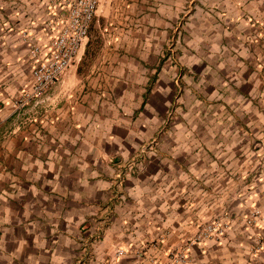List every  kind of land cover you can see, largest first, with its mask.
Masks as SVG:
<instances>
[{
    "label": "crops",
    "instance_id": "0c3cea01",
    "mask_svg": "<svg viewBox=\"0 0 264 264\" xmlns=\"http://www.w3.org/2000/svg\"><path fill=\"white\" fill-rule=\"evenodd\" d=\"M61 2L0 0V264L166 263L216 220L225 236L189 264H264V224L245 223L264 215V0H196L174 62L169 7L100 0L107 39L87 71L17 108L23 34L48 42ZM129 246L147 252L115 258Z\"/></svg>",
    "mask_w": 264,
    "mask_h": 264
},
{
    "label": "built area",
    "instance_id": "2783aa9c",
    "mask_svg": "<svg viewBox=\"0 0 264 264\" xmlns=\"http://www.w3.org/2000/svg\"><path fill=\"white\" fill-rule=\"evenodd\" d=\"M99 4L100 0H62L59 7L61 25L59 28H53L48 42H39L29 33L23 34L29 45L32 86L17 100L15 104L17 108H23L31 100L44 96L61 76L80 61ZM256 218H260L264 224V215L258 210L246 217L245 223L254 225ZM226 231V224L217 220L211 221L200 228L191 244L183 245L175 251H169L166 254V263H161L156 259H150V262L151 264H189L188 249L191 245L206 241L219 242L225 236ZM143 252L147 251L133 250L132 246H129L118 248L114 255L116 259L126 255L138 259L142 257Z\"/></svg>",
    "mask_w": 264,
    "mask_h": 264
},
{
    "label": "rangeland",
    "instance_id": "374dc122",
    "mask_svg": "<svg viewBox=\"0 0 264 264\" xmlns=\"http://www.w3.org/2000/svg\"><path fill=\"white\" fill-rule=\"evenodd\" d=\"M195 2H196V0H185V2L180 1V0H169V1H165V0H159V1H157V0H144V2L141 4V6L143 8L142 12L144 13L143 15L145 17H146V15L158 14L159 12L164 10L165 8L169 7V13H170L169 18L164 19V22H167V20H168V23H169L168 24V34H167L166 40L164 42V47L162 49V57L164 58V60L167 58H170L171 60H173V62L176 60V55H177V52H178L179 47H180L179 42H181V39L183 38V36L185 34V28H187V23H188L189 19L191 18L192 14L195 10L194 9ZM165 10H168V9H165ZM141 16L142 15H139L135 19H138ZM145 17H143L144 18L143 20L144 21L146 20L148 22V24H151V16H149V18H145ZM135 19H133V20H135ZM155 21H157V20H155ZM105 22H106L105 18L101 19V17L100 18L96 17L92 23V24H94V28H96L98 34L101 37L102 44L107 39V36H106L107 33L104 31V29L106 27H108V25ZM135 24H136V21H133V27L135 26ZM153 25L155 26L158 24L154 23ZM160 25H161V22L159 21V26ZM137 37L138 36L133 35L134 40L137 39ZM156 38H158V39H156ZM162 39L163 38H162V35H160V33L155 34L154 41H155V43L159 44V46H161ZM87 40H88V38H87ZM85 47L82 51L81 58L83 56ZM101 47H102V45H101ZM78 58H79V56H78ZM78 64H74L71 68H73L74 66L75 67L78 66ZM175 96H178L177 91L175 92ZM174 109L171 108L169 110V113L164 116V118L162 120L163 126L164 125L169 126V124L171 122L175 121L176 114H175Z\"/></svg>",
    "mask_w": 264,
    "mask_h": 264
},
{
    "label": "trees",
    "instance_id": "16d2710c",
    "mask_svg": "<svg viewBox=\"0 0 264 264\" xmlns=\"http://www.w3.org/2000/svg\"><path fill=\"white\" fill-rule=\"evenodd\" d=\"M102 40L98 34L94 24H91L88 32V40L83 53V56L77 66V74H82L87 71L92 62L98 55V52L101 48Z\"/></svg>",
    "mask_w": 264,
    "mask_h": 264
}]
</instances>
